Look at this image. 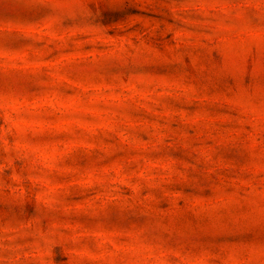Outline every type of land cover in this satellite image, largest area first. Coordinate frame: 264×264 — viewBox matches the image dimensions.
I'll list each match as a JSON object with an SVG mask.
<instances>
[{"label": "rangeland", "instance_id": "obj_1", "mask_svg": "<svg viewBox=\"0 0 264 264\" xmlns=\"http://www.w3.org/2000/svg\"><path fill=\"white\" fill-rule=\"evenodd\" d=\"M0 264H264V0H0Z\"/></svg>", "mask_w": 264, "mask_h": 264}]
</instances>
